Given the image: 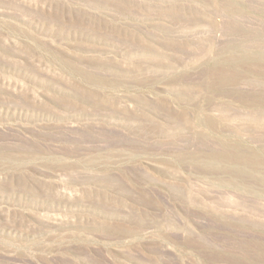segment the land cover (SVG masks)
Wrapping results in <instances>:
<instances>
[{"label":"rangeland","instance_id":"1","mask_svg":"<svg viewBox=\"0 0 264 264\" xmlns=\"http://www.w3.org/2000/svg\"><path fill=\"white\" fill-rule=\"evenodd\" d=\"M0 264H264V0H0Z\"/></svg>","mask_w":264,"mask_h":264}]
</instances>
